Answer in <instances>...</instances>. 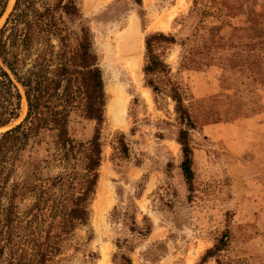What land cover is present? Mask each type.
<instances>
[{
	"label": "rangeland",
	"instance_id": "obj_1",
	"mask_svg": "<svg viewBox=\"0 0 264 264\" xmlns=\"http://www.w3.org/2000/svg\"><path fill=\"white\" fill-rule=\"evenodd\" d=\"M13 3L8 1L0 25ZM77 3L102 71L105 121L89 225L76 230L59 264H113L116 241L137 236L122 217L132 200L139 228L143 217L151 224L150 233L139 236L131 252L124 251L133 264H197L226 229L224 264H264V6L257 0ZM153 33L175 39L156 52L170 68L195 124L190 197L178 171L182 126L174 102L155 96L142 71L144 39ZM127 36L137 53L134 68L129 55L121 58L118 52ZM24 113L25 106L21 119ZM214 124L228 127L220 139L203 133ZM69 131L86 141L94 123L73 112ZM120 134L129 158L114 149Z\"/></svg>",
	"mask_w": 264,
	"mask_h": 264
},
{
	"label": "trees",
	"instance_id": "obj_2",
	"mask_svg": "<svg viewBox=\"0 0 264 264\" xmlns=\"http://www.w3.org/2000/svg\"><path fill=\"white\" fill-rule=\"evenodd\" d=\"M8 1L0 0V21ZM174 43L171 35H147L142 71L155 96L167 95L174 102L182 126L178 171L190 197L195 124L170 68L156 52ZM105 101L93 36L77 0H14L0 25V264H59L76 230L89 225L102 162ZM73 112L94 123L89 140L71 136ZM114 142L118 155L129 158L125 136ZM112 217L118 219L116 213ZM122 217L137 236L116 241L119 251L112 263L133 264L124 251L131 252L151 224L143 217L139 228L133 200ZM228 245L226 229L197 264L209 259L224 264L220 254Z\"/></svg>",
	"mask_w": 264,
	"mask_h": 264
},
{
	"label": "bare ground",
	"instance_id": "obj_3",
	"mask_svg": "<svg viewBox=\"0 0 264 264\" xmlns=\"http://www.w3.org/2000/svg\"><path fill=\"white\" fill-rule=\"evenodd\" d=\"M124 36V35H123ZM124 38V37H123ZM129 36H127V37H125L124 39H123V47H121L120 49H118V52H119V56L121 57V58H123L125 55H129L128 56V61H131V64L129 63V65H130V67H132V68H134V66H135V63H136V60H135V58H136V56L134 57V54L136 53V52H134L133 53V51L131 50L132 48H131V46H130V43H129ZM120 47V46H119ZM121 49H124V51H121ZM121 52H122V54H121ZM136 55H137V53H136ZM126 59V60H127ZM138 62V61H137ZM136 66H137V64H136ZM127 67V66H126ZM137 75V74H136Z\"/></svg>",
	"mask_w": 264,
	"mask_h": 264
},
{
	"label": "crops",
	"instance_id": "obj_4",
	"mask_svg": "<svg viewBox=\"0 0 264 264\" xmlns=\"http://www.w3.org/2000/svg\"><path fill=\"white\" fill-rule=\"evenodd\" d=\"M257 1L259 2V4H261L262 6H264V0H257ZM222 129H225V131L227 133L228 127L226 125H223V124H214V125H211V126L204 127L203 133L208 134L209 133L208 131H211V133H212L213 136H217V139H220L219 133L222 131ZM227 140L228 141H231L229 138H227L226 141Z\"/></svg>",
	"mask_w": 264,
	"mask_h": 264
}]
</instances>
